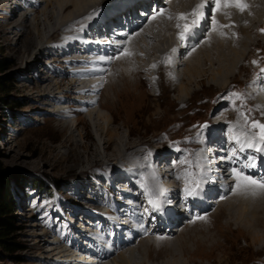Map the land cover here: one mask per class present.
I'll return each mask as SVG.
<instances>
[{"label":"rangeland","instance_id":"1","mask_svg":"<svg viewBox=\"0 0 264 264\" xmlns=\"http://www.w3.org/2000/svg\"><path fill=\"white\" fill-rule=\"evenodd\" d=\"M15 1L20 2V5L10 4L16 9L14 11L15 20L21 15L24 17L25 15L27 16L26 19H24L26 20L24 24L27 25V29L23 30L25 32L24 34H21L22 29L6 27L5 23L8 21L7 19L11 14L9 10L13 8L2 10L0 6V173H2V175H0V183L2 185L6 183L14 202L11 232L6 236V240L12 244L11 247H13V250L10 251L0 247V264H86L88 262L86 258L88 256H93L91 252H96L97 250L106 251V249H104L105 245H103L101 241H94L93 243V241L87 240L84 237L85 234L89 235L91 238H95L92 233H94V231L106 230L109 225L105 222H113L110 220L113 217L114 221L120 222L119 217L122 216L121 225L116 226L117 228L114 227L115 230L113 229L115 231L114 233L117 232L113 239L108 229L104 231L107 237L112 239V243L114 241L115 243L117 241L120 242L118 234L132 240H138L142 243L144 240L138 238V235L144 228H141L139 220L145 219L151 222L155 220L152 211L153 206L150 207V210L149 207H146L143 212L137 211L140 205L136 204L139 201L135 197L140 188V191L142 190L141 192L143 195L145 193L144 196H146V188L137 182L136 177H131V179L133 181L135 180L134 183L137 185L138 189L133 187L127 189L126 186H120L121 181L119 180L113 181V187H109L108 184H110L109 181L111 177L102 175L100 178L99 176V174L102 173L101 170H103L105 166L99 167L96 165L97 163H95L88 169L89 163H84L83 165L78 163L75 159V151L71 148V141H69L70 137H72L74 141H78L80 138L79 134H81V136H83L82 143L85 146L92 148L95 144H99V150L102 151L101 145L104 136L98 128L95 127V123L100 126H106V124L97 119H87L85 116H87L88 111L92 113L93 110L95 113L100 111L98 113L110 117L116 110L115 106L112 105L114 99L111 102H109L110 100H106L107 102L101 101L100 104H106L105 108L102 107L99 109L98 106L93 105L92 108L87 107V111L84 110V103H82L83 99L85 103L89 102V99L93 100L94 98L96 101V97H98L97 87H99V85L95 86L96 89L94 87H88V85L91 84L92 81L97 79L100 80L102 76L89 77L86 79V82L83 84L91 89L88 90L89 93H80L83 85L72 92H64V96L60 95L62 93H56V91H54L52 95L54 96L57 94L56 101H62L60 104L58 103L59 107H55L56 103L54 104V97L51 98L52 102H49L41 100L40 96H37L38 91L36 88L40 83L41 77H45L49 74L51 82L58 83L65 81L63 83L68 84L69 81L76 80L73 79L75 72L86 70L90 65L91 68H93L91 72L95 71L96 68L92 64V59L95 57L90 56L94 54L100 55L104 51L100 42L98 43L99 48L93 46L94 43H97L95 39L100 37L91 32L85 34L83 30H78L80 34L77 36V40H81L79 37L82 35L85 41L84 44H90L91 47L98 49L94 54L89 53L88 55H81L80 53L79 55L74 52H69L71 47H69L70 45L67 41L63 40L57 46L49 42L47 47L44 45L41 46V40H37V38L35 40L36 42H34V40L29 41L28 35L34 38L36 37L35 33L29 32V29H32L31 26L29 28V25L34 16H37L40 20L42 19L39 12L41 9L45 8L46 4L44 0ZM111 2H116V0H109L108 4L106 3L102 7V16H104L110 8L108 5ZM52 7H54L53 4ZM50 8L47 10H50ZM110 12H112V10H110ZM92 26L94 25L92 24ZM40 28H43L41 24ZM113 31H115V28L112 32ZM259 33H261V31ZM58 37H60V35H56L51 40H56ZM112 37L114 38L115 36ZM68 42H72L73 49L75 47L77 51H81L80 49L83 44L80 45L72 40ZM111 42H115V44L112 43L108 45L107 48L110 50L112 47H119L124 40L116 37L112 39ZM59 45H62V47L66 49V52L62 53L60 49L57 48ZM251 51L253 54L252 56L256 57L255 61H257V63H253L249 60L250 70L259 71L258 73H261V69H264V49L260 48ZM104 55H106V52ZM74 59L75 62H73ZM104 59L109 61L111 57L105 56ZM99 62L100 61H98L95 66H99L97 68L100 69L102 68V66H100L102 64ZM149 71L152 74V70ZM239 73L240 74L235 75V77L230 78L224 88L213 86L212 90L207 91V89H205V91L203 86H196L195 88L191 86V94L186 97L184 104L177 100V92L171 93L165 91L162 94V86L159 84L155 85V81H153L154 79L159 81L156 73L153 72L154 75H151L152 84L150 83V85L146 84L148 80L141 75L136 81L141 83L138 92L141 93L142 99L140 104H138L137 114H135L134 117L131 116V122H129L133 134L129 135L128 130L123 126L121 127V119L124 118V114L129 110L127 108L123 111L124 114H122L123 112L119 114L120 119L117 120V123L121 122L118 126L113 124L108 126L111 130L110 132L113 131L112 134L115 136H122L126 144H139V149L143 153L144 151L154 153V157L151 156L153 161L157 160V162L154 163V167L162 173L164 172L163 170L165 169L166 163L169 162L167 165L170 166V163L173 161L172 158L168 159L167 156H165L171 152L173 153L172 150H169L173 145L181 151L179 154L175 155L178 158L182 157V164L188 162L189 159L191 163L195 160L193 159L194 154L196 155L199 153V150H202L201 148L204 144V135H202V133L206 129L213 132V127L214 130H217L216 126H213L214 123H216L213 122V120L216 116L223 117L224 115L222 112L225 108H233L232 112L236 115L239 114V116L243 117L250 116L251 119L255 118L254 121L248 120L252 123L257 120L264 124L262 110H260V108L257 109L254 100L250 97V95H252L250 91L252 88L255 89L259 87L258 89L264 91V86L252 88L249 86V83L257 77L258 73L248 75L247 73H249V70ZM159 88L161 89L158 91ZM258 89H255L253 93L255 98L256 95L259 94ZM238 91L240 93H238ZM232 93L241 94V98L237 99L231 95ZM112 98H114V96L110 95V99ZM217 104L218 107L214 110L217 112V115H213V108L217 106ZM224 104L225 106H223ZM78 109L82 110L75 112V116L76 119L82 120L81 123L78 122L75 125L76 127H73L75 123L74 119L66 118L64 120L73 128L68 130L66 127H61L59 125L62 114L66 117L67 114H72ZM227 120L230 119L227 118ZM252 123H250L251 128ZM255 129L254 132L258 130V128ZM245 132L248 133L249 131L247 130ZM245 132L239 131L242 136L248 135L252 137V134H247ZM256 133L258 134V132ZM245 140L246 138L243 142H246ZM80 143L81 142H79V144ZM197 145L199 146L198 148ZM240 146H242V142ZM66 152L68 153L66 154ZM78 153H83L82 147L77 149V154ZM206 153H208V148ZM161 156L163 160H161ZM208 159L212 161L213 156H209ZM139 161L140 163H138ZM103 162L106 163L104 160ZM212 162H215L214 159ZM161 163L162 167L159 165ZM140 166H144L142 159L137 160V168L140 169ZM118 168H120V170H117L119 174H115L121 176H124V172L127 171H130L131 175L132 170H135V167L129 165L118 166ZM139 169L138 171L140 173L141 169ZM173 169H175V166H173ZM178 170H181L184 179L189 178L191 172L187 171L185 167ZM208 170L207 167L206 171ZM185 171H187V173ZM209 172H205V176H208ZM134 173L136 174V172L132 174L136 176ZM168 176L170 179L167 177L164 178L165 183L163 182L164 185H162V196L164 197V193L167 192V189L172 187L177 191L175 198L171 197L174 198V200L176 199L173 203L175 205V203L180 201L178 197L186 196L182 190L190 187L192 181L187 183V187L183 186V188L178 184L174 175L168 173ZM208 179L209 181L213 180L211 178ZM208 179H205V182H207ZM191 180L196 179L192 178ZM123 191L124 193L129 191L131 195L129 196L135 199L133 201L135 204L133 203L130 209L132 213L130 215L128 214L125 218L123 214H117V216L114 214L116 210H114L115 205L113 204L121 199L123 201L125 199V202L128 204L131 202L129 196L121 197ZM157 198L159 201L157 205H160L161 199L160 197ZM128 200L129 202H127ZM142 203L140 204H150L149 201ZM120 205L122 204H119V207H117V212L122 207H120ZM152 205H154V202ZM174 207L176 208V205ZM133 211L137 212L139 215L135 216ZM195 213L196 211H194V214ZM212 213L213 211H211L209 215ZM184 214L187 215L188 220H185L183 225L175 229V237L182 230L192 229L193 226H195L193 225L194 223H197V228L202 230L206 227H210L211 230L213 229L214 219L211 216L204 219V214H195L193 215L195 216L193 221H191V218L188 216L190 213ZM132 215H134V217ZM200 217L204 219L202 223H200L202 220ZM128 219L129 225L127 224ZM123 223H125L126 226ZM95 224L100 226L99 230L95 229ZM157 226V230L164 228L163 223L161 225L157 223ZM220 226L221 225H218V229L212 230V237H210L209 240L207 239L208 237L203 238L198 236L196 238L200 240L207 239V247L202 249L198 255L192 258L178 255L179 258L177 257L176 260L179 261L180 264H188L189 259H193V264H264V251L257 253L258 247L251 245L248 235H246L243 230L236 229L235 226H231L229 229L225 228L223 225L222 227ZM125 232L131 233L132 236L128 237ZM213 233L217 234L214 239ZM91 242L94 247L89 246ZM139 242L133 245L129 250L134 248L133 251L136 249L141 252L142 249L140 248ZM112 243L108 246L112 247ZM188 245L191 250L194 251L196 249L194 244L189 243ZM213 245H215L214 248ZM59 250H65L67 252L59 253ZM127 251L128 250H125L122 253ZM66 255L68 257H66ZM133 256H136L134 257V264H137V258L147 259V255H140L139 252H134ZM161 256L156 257V254H153V257L157 258V261L155 263L149 261V264H164V262L170 258V256H163L160 258ZM113 257H117L116 253L113 254ZM107 263L104 261L103 263L101 262V264Z\"/></svg>","mask_w":264,"mask_h":264},{"label":"bare ground","instance_id":"2","mask_svg":"<svg viewBox=\"0 0 264 264\" xmlns=\"http://www.w3.org/2000/svg\"><path fill=\"white\" fill-rule=\"evenodd\" d=\"M120 1L123 0H116V2L109 3L108 6L110 8L106 14L104 13L105 15L102 16V7L106 3L108 4L109 0H44L46 6L39 12L42 19L40 20L37 16H34L31 23L29 22V28L30 26L32 27V29H29V32L31 31L36 34L35 38L28 35L27 37H29V41L34 40V42H36L35 40L37 38V40H41V46L44 45L47 47L49 42L54 45L56 44L57 46L63 40L69 43V47H71L69 52L77 54L80 53L81 55H88L89 53L94 54V52L98 49L91 47L89 43V45L83 44L80 49L81 51H77L75 47L73 49L71 44L72 42H68L69 40L77 41L76 38L80 34L78 30H83L85 34H89L91 32L100 37L95 39V42H100V45L106 52L105 56L111 57V59L109 61L104 58L101 59L99 63L102 64L100 65L102 68L99 69L95 67L96 70L93 71L94 73L91 72L93 69L91 68V65L84 72L74 71L75 74L73 75V79L76 80H71L68 84L63 83L65 81L58 83L51 82L49 74L45 77H41L40 83L37 85V88L39 89L36 88L38 91L37 96H40L41 100L49 102H52L51 98L54 97V104L56 103L55 107H59V104L62 101H56L57 94L54 96L52 95L54 91H56V93H62L60 95L64 96V92H72L79 86L81 87L83 85L80 93L85 94L88 90H91L88 87L95 88V86L99 85V87H97L98 97H96V101L94 98L93 100L89 99V102L85 103L83 99L82 103H84L83 105L85 111L88 110L87 107L92 108L93 105L98 106L99 109L102 107L105 108L106 104H100V102H107L109 100V102H111L114 99L112 105L115 106L117 111L115 110V113H112L110 117H106L104 114L98 113L100 111L95 113L93 110L92 113L88 111L89 114L87 112V116L84 115L87 119H97L106 124V126H100L95 123V127L98 128L104 136L101 145L102 151L99 150V144H95L92 148L85 146L82 143L83 136H81V134H79L80 138L77 140L81 142L80 144L82 145H80L78 141H74L72 137H70L69 141H71V148L75 151L74 155H76L75 159L78 163L82 165L84 163H89L88 169H90L95 163H97L96 165L99 167L105 166V168L101 170L102 173H100L99 176L100 178L102 175L111 177L109 181L110 184H108L109 187H113L114 182L119 180L121 181L120 186H126L127 189H130V187L138 189L137 185L134 183L135 180H128L129 177H136L137 182L146 188L145 192L147 191L146 196H144L145 193L143 195L141 192L142 190L140 191L141 188L137 192L135 198L139 202L136 204L140 205L137 208L138 212H143L146 207H149V210L151 206L154 207L152 203L149 205H142V202L146 203L151 200L155 205H157V202H159L157 197H161L160 189L165 183L164 178H169L168 173L174 175L178 184L182 187H187V183H189L192 178L197 179L200 177L201 164L202 162H205V165H202V167L206 166L205 168L208 167L209 170L204 171V173L210 171L208 176H206V179L211 178L213 180L209 181L208 179L207 182H204L202 191L198 192L201 199L205 201L202 205H199V207L194 205L192 206L191 202L188 200V197H191L192 199L195 198L196 191L194 190L191 191V194L186 195L184 193L186 196L180 198L178 197V200L180 201L175 203L176 208L173 204L176 200L175 199L171 203L172 207L169 205L171 210H166V212L162 215L164 228L157 230V223H159V221L156 218H154L155 220L153 222L140 219L139 224L141 228H144V230H141L138 238H142L144 240L142 243L138 240H132L125 236H121L120 234H118L120 242H111L112 247L108 246V244L104 241V244L107 245V255L104 252L98 263L101 264V262L103 263L104 261L106 263L108 262L107 264H134V257L136 256H133V253L139 252L140 255H147V259L137 258V264H149V261L155 263L157 258L153 257V254H156V257L161 255L166 257L170 256L164 264H180L179 261L176 260L178 255L183 257L188 256L189 258L198 255L202 249L207 247L206 240H209L210 237H212V230L214 231L216 228L218 229V225H221L220 227L223 225L228 229L231 228V226H235L236 229L243 230V232L248 235L251 245L258 247L257 253L263 252L264 189H258L254 186H245L243 181H238L237 177L234 176L232 172L233 168L227 166V161L236 160V158L240 156V143L242 142L244 147L243 150H241V153H243L245 157L242 165L234 168L243 176H249L257 181L264 180V169L258 166L259 164L264 165V151H257L258 148H264V144L260 143L259 129L256 131L258 132L257 134L254 132L256 129L250 127V123L252 122L248 121H254L255 118L251 119L250 116H248L246 120L245 117L233 113V108L227 107L225 110L223 109L224 111L222 113L224 116H216V120H213V122H216L213 126H216L217 130H214L213 127V132L206 129L202 133V135H204V144L201 148L202 150H199L198 154H194L193 159L195 160H191L192 162L190 163L189 159L185 165L182 164V157L178 158L175 155L172 158L173 161L170 163V166L167 165L169 160L165 161L168 163H166L163 173L154 167V163L157 162V160L153 161L151 158V156L154 157V153H149L147 151H144L143 153L139 149V144H126V142L123 141L122 136H115L112 134L113 131L110 132L111 130L108 126L110 124L118 126L122 121L121 127H125L128 130L129 135L133 134L132 128L129 126V122H131L130 117H134V115L137 114L138 104H140L142 99L141 93L138 92L141 83L136 81V79L140 78L141 75L148 80L146 84L150 85L152 81L151 75H154L153 72L156 73L157 75H155L158 76L159 81H156L153 78V81H155L154 84H159L162 86L161 88H163H159L158 91L161 89L162 94L165 91H169L171 93L177 92V100L184 104L186 97L191 94V86H194V88L196 86H203L204 90L207 89V91L212 90L213 86L224 88V86H226L229 82V79L235 77L237 74H240L239 72L249 70V73H247L248 75L258 73L259 71L250 70V64L248 61L251 60L253 62L256 60V57L252 56L253 54L251 50L260 48L264 49V0H240V2L248 5L243 12L236 9V7L231 4L229 6H225V0H221L220 7L215 10V14L213 15V18L218 23L212 22L210 27L207 24L206 11L209 7H212L211 0H169L168 4L159 3L157 5L159 6V9H155L156 15L149 19L142 20L139 18L140 14L136 13L137 16L135 18H131L132 22L128 24L126 28L121 26V24L116 22V19H114V17L119 15V13L114 14L112 18H107V16L111 13L110 10L116 8ZM156 2L158 3V0H156ZM11 3L20 5V2L15 0H0L2 10L6 8H13L9 10L11 14L9 17L10 19L8 18V21L5 23L6 27L22 29L21 34H24L25 32L23 30L27 29V25L24 24L26 20L24 19H26L27 16L25 15L24 17L21 15L17 18V20H15L14 11L16 9L10 5ZM52 4L54 7H52ZM198 4L205 5L204 9H202L204 15L199 18L195 27H191L193 20L197 19V17L192 16L191 13ZM150 5H152V3H150ZM48 8H50V10H47ZM124 11L128 13L126 9H124ZM36 12L34 13L37 14ZM180 14H186L185 19H179L178 17ZM120 23L125 24L126 21L120 20ZM40 24L43 28H40ZM92 24L94 26H92ZM177 24H180L181 27L178 28ZM184 25H189L191 27V31L187 33L185 39L181 40L179 38V34L183 31ZM220 25H230V27H220ZM112 26H120V31L114 34H123L121 39L124 40V42L119 47H112L113 50H110L107 47L113 43L111 40L114 39L110 32V27ZM121 30H124V32ZM260 31L261 33H259ZM56 35H60V37L56 40H51ZM113 44H115V42ZM98 45V43H94L93 46L99 48ZM57 48H59L62 53L66 52V49H64L62 45H59ZM104 51L102 52V55L105 54ZM123 53H130V55H125ZM73 62H75V59ZM94 63H98V61ZM153 65H155V67H152ZM149 70H152V74ZM97 76L102 77L100 80L97 79L92 81L91 84H87L88 87L83 84L89 77ZM249 86L251 88L264 86V73H258L257 77L249 83ZM255 89L252 88L250 90L252 94L250 97L254 100V104L257 106V109L260 108V110H262V119L264 120V91L258 89L259 94L256 95L255 98L253 95ZM238 93L240 92L238 91ZM109 94L114 96V98L110 99ZM223 106H225V104ZM217 107L218 104L213 108V115H217V112L214 111ZM126 108L129 110L126 114H124L123 111ZM81 110L82 109H78L72 114H67L66 117L62 114V119L59 121V125L70 130L78 122L81 123L82 120L76 119L75 116V112ZM120 113L124 114V118L117 123V120L120 119ZM66 118L74 119L75 123L72 128L70 124L64 120ZM227 118L230 120H227ZM255 122L260 121L256 120ZM247 130L249 131L248 133L252 134V137L248 135L242 136V134L239 133V131L245 132ZM234 137H239V141L234 139ZM245 138V141H251L253 145L252 147L246 146V143L243 142ZM212 144H216L220 149ZM209 145H212V148H215L211 149V152L208 149V153H206ZM79 147H82L83 155L81 153L77 154V149ZM198 147L199 146L197 145V148ZM221 152L223 153L222 156L220 155ZM67 153L68 152H66V154ZM214 153H219L218 156L223 157L220 159L222 163H216V161L213 163L210 161L211 159H208L209 156L212 155L215 160L216 155ZM165 156L169 159L172 156V152ZM160 158L163 160L162 156ZM141 159L144 162V166H140V170L137 168V160ZM103 160L106 161V163H104ZM138 163H140V161ZM250 163L254 164V166H246ZM128 165L135 167V170L132 171L136 172V174L134 173L136 176L133 174L130 175L129 172H124V176L116 175L115 173L111 174L115 168L116 170H120L118 166ZM173 166H175V169H173ZM182 167H185L187 171L191 172L189 178L184 179V175L181 174V170H178ZM217 168L221 169L219 174ZM138 169L140 170V173ZM245 170L249 171V173ZM187 171L185 172L187 173ZM262 174L263 178L261 179L258 176L261 177ZM238 183H240V187H237ZM170 189L172 190L171 192H169ZM121 194V197L130 195L129 191L126 193L123 191ZM164 194V197L168 195L174 197L177 194V191L171 187L168 188L167 192ZM134 200V198L130 199L131 202L128 200L127 202H129V204L125 202V199L124 201L122 199L120 201H116V203H113L115 205L114 210H116L118 215L123 214L125 218L128 214L130 215L132 213L130 209L132 204H135V202H133ZM119 204H122L120 205V207H122L117 212ZM193 211H196L195 214H204V219L211 216L214 219L213 229L211 230L210 227H206L202 230L197 228V223H194L193 225L195 226H193L192 229L182 230L175 237V229H177L180 225H183L185 220H188L187 215L184 213H190L188 216L191 218L190 220L193 221V218L195 217L193 216L195 214H192ZM211 211H213V213L209 215ZM167 215H169V218L173 216L174 219L166 220L165 217ZM132 216L134 217V215ZM121 217L122 216L119 217L120 222L114 221V225L111 226L112 229L115 230L114 227L121 225ZM204 219H202L200 223H202ZM105 223L110 227L108 221ZM111 235H113V233ZM198 236L208 238L206 240L196 239ZM216 236L217 234L213 233V239ZM138 242L140 248L142 249L141 252L136 249L133 251L134 248L129 250ZM189 243L196 246L194 251L189 248ZM92 245V242L89 243L90 247H94V245ZM214 247L215 245H213V248ZM125 250L128 251L122 253ZM61 252L65 253L67 251L59 250V253ZM94 253L96 254L98 252H91V254ZM115 253L117 256L116 258L113 257V254ZM66 257L68 256L66 255ZM86 259L88 260L86 264H98L96 263L97 261H95L94 256H88ZM188 264H193V259H189Z\"/></svg>","mask_w":264,"mask_h":264},{"label":"snow or ice","instance_id":"3","mask_svg":"<svg viewBox=\"0 0 264 264\" xmlns=\"http://www.w3.org/2000/svg\"><path fill=\"white\" fill-rule=\"evenodd\" d=\"M211 2L215 5V9H218L221 5V0H211ZM235 6L237 7L241 12H243L248 5L246 3H242L240 2V0H225V6H229V5ZM205 5L204 4H198L196 6L195 9H193L191 15L197 17L196 20H193L192 22V26L191 27H195L198 23V20L200 17H203L204 13L202 11V9H204ZM186 14H180L179 15V19H185ZM155 18V17H153ZM213 23H218L217 21H215V19L213 18ZM177 27L180 28L181 25L177 24ZM191 27L189 25H184L183 26V31L179 34V38L181 40L185 39L186 35L188 32L191 31ZM220 27H230V25H220ZM125 55H130V53H123ZM253 63H257V61H253ZM152 67H155V65H153ZM261 73H264V69H261ZM232 96L236 97L237 99L241 98V94L238 93H232ZM245 119L247 120V117H245ZM252 128H258L260 129V143L264 144V124H260L259 122H253L252 123ZM234 139H236L237 141H239V137H234ZM246 146L248 147H252V143L251 141H246ZM244 144H242L241 146V150H243ZM257 151H264V148H258ZM246 166H254V164H249ZM232 172L234 174V176L237 177L238 181H243L245 186H254L255 188L258 189H264V180L261 181H257L252 179L249 176H243L240 172H238L235 168L232 169ZM179 178V177H178ZM197 187H199V185H197ZM237 187H240V183L237 184ZM186 191L189 192V194H191V190L186 189ZM149 203H153V201H149ZM156 205L154 204V207ZM200 219H203V217H200Z\"/></svg>","mask_w":264,"mask_h":264},{"label":"trees","instance_id":"4","mask_svg":"<svg viewBox=\"0 0 264 264\" xmlns=\"http://www.w3.org/2000/svg\"><path fill=\"white\" fill-rule=\"evenodd\" d=\"M0 175H2V173H0ZM9 191L6 183H4V185L0 183V247L12 251V244L6 240V236L11 232L14 205Z\"/></svg>","mask_w":264,"mask_h":264}]
</instances>
